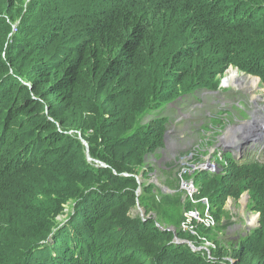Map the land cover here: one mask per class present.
<instances>
[{"label":"trees","instance_id":"trees-1","mask_svg":"<svg viewBox=\"0 0 264 264\" xmlns=\"http://www.w3.org/2000/svg\"><path fill=\"white\" fill-rule=\"evenodd\" d=\"M229 65L264 85V0H0V264H264L257 162L226 153L197 172L218 221L245 191L259 214L228 243L200 226L209 252L157 225L179 224L180 201L163 210L145 187L131 214L165 144L161 107Z\"/></svg>","mask_w":264,"mask_h":264},{"label":"rangeland","instance_id":"rangeland-1","mask_svg":"<svg viewBox=\"0 0 264 264\" xmlns=\"http://www.w3.org/2000/svg\"><path fill=\"white\" fill-rule=\"evenodd\" d=\"M233 72H235V77L232 78V82L223 83L226 76H233ZM249 88H252L251 91ZM161 108L162 114L169 116L164 138L165 144L158 156L153 155L146 159L147 162L155 165V169L149 173L148 177L137 176L138 186L135 193L140 199L136 201L131 214L145 216L146 201L141 204V199L146 192L145 187L150 188L152 194L147 196L161 202L159 207L163 210L172 212V203L177 204L180 201L179 224L167 226L164 223H157V225L174 229L175 232L178 229L187 233L186 235L196 237L195 241L188 240V242L194 250L198 251L209 252L213 241L199 236L197 229L204 225L203 223L202 225L197 223L195 226L193 223V232L182 228V224L192 211L198 212L203 217V212L207 208L213 224L209 227H202L216 229L221 226L222 230L217 233L225 243L235 241L251 229L257 228L259 214L249 207L247 191L237 199L229 197L225 201L224 216L221 221H218L212 213L210 200L200 199V193H196L190 200L183 183L193 182L198 188L195 176L208 164L216 167L217 173L220 172L225 164H222L223 160H219L217 152L220 153V157H223L221 153L224 151L231 152L233 157L240 162L253 161L264 165V116L262 115L264 114V85L260 78L237 66L229 65L217 74L214 82L201 87L193 96L191 94L178 98ZM257 108H261L259 113L256 111ZM150 118V115L147 116L144 122ZM230 126H236L237 130H242L239 135L244 134L237 138L238 143H234L232 137L225 140L224 134ZM81 141L87 146L86 141L83 139ZM85 158L88 163L104 165L92 159L88 154ZM199 164L202 167H191V165L198 166ZM64 217L65 215H58L56 219L62 220ZM156 217L157 215L153 212L154 220ZM175 236L178 242L183 241L178 239L177 233L174 239Z\"/></svg>","mask_w":264,"mask_h":264},{"label":"built area","instance_id":"built-area-1","mask_svg":"<svg viewBox=\"0 0 264 264\" xmlns=\"http://www.w3.org/2000/svg\"><path fill=\"white\" fill-rule=\"evenodd\" d=\"M191 167L194 168V167H202V166L201 164H199L198 166L191 165ZM210 169L214 170L215 167L213 165H210ZM183 187L190 200L196 193H199L198 188L193 184V182H184ZM199 198L204 199V200L208 199L207 197H199ZM203 213L204 215L203 217H201L198 212H195V211L190 212L189 216L186 218V221L182 224V228L188 229L193 232L194 226L197 225V223H201L200 225H202L203 223L204 225L202 226H206V227H209L210 225H212L213 219L211 215L208 213V209L206 208ZM193 223H194V226H193Z\"/></svg>","mask_w":264,"mask_h":264},{"label":"bare ground","instance_id":"bare-ground-1","mask_svg":"<svg viewBox=\"0 0 264 264\" xmlns=\"http://www.w3.org/2000/svg\"><path fill=\"white\" fill-rule=\"evenodd\" d=\"M227 78H225L224 80H223V83H225V84H227L228 83V81L231 83L232 82V78L233 77H235V72H233V76L232 75H229V76H226ZM245 79H247V78H245ZM237 80V79H236ZM251 89L252 88H249V90L251 91ZM263 108V107H262ZM260 110H261V108L260 109H256V111H257V113H259L260 112ZM263 116H264V114H262ZM237 126V125H236ZM236 126H230L228 129H227V131H226V133L224 134V137H225V140L226 139H228V138H231L232 137V139H234V143L236 142V141H238V137H240L241 135H244V134H241V135H239V132H242V130H237L236 129ZM256 125H254V127H255ZM223 137V136H222ZM222 137H220V139H222ZM236 143H238V142H236ZM237 148V147H236Z\"/></svg>","mask_w":264,"mask_h":264},{"label":"clouds","instance_id":"clouds-1","mask_svg":"<svg viewBox=\"0 0 264 264\" xmlns=\"http://www.w3.org/2000/svg\"><path fill=\"white\" fill-rule=\"evenodd\" d=\"M226 153L230 154L231 157H233V155L231 154V152H225V151H224V152H222L221 154L223 155V154H226ZM216 155L219 156L218 158H220V159L222 158V156L220 157V153L217 152ZM233 158L235 159V157H233ZM202 170H203V171H208V172H210V173H216V170H217V169H216V167H215L214 170H211V169H210V164H208V166L204 167V168L201 169L200 171H202ZM198 188H199V187H198ZM191 248H192V247H191ZM192 249H193V248H192Z\"/></svg>","mask_w":264,"mask_h":264},{"label":"water","instance_id":"water-1","mask_svg":"<svg viewBox=\"0 0 264 264\" xmlns=\"http://www.w3.org/2000/svg\"><path fill=\"white\" fill-rule=\"evenodd\" d=\"M244 137H245V136H244ZM246 138H247V137H246ZM248 138H249V137H248ZM248 138H247V139H248ZM247 139H246V141H245L246 143L248 142V140H247ZM243 140H244V139H243ZM243 143H244V142L242 141V144H243ZM225 146H227V145H225ZM169 230H171V231L174 233V235H175V233H176V232H175V230H174V229H170V228H169ZM174 240H175V241H177V238H176V236H175V239H174ZM181 242H183V243H187L188 245H190V246H191V244L188 242V240H183V241H181ZM191 247H192V246H191ZM193 249H194V248H193Z\"/></svg>","mask_w":264,"mask_h":264}]
</instances>
